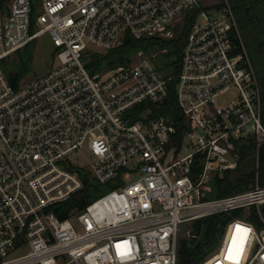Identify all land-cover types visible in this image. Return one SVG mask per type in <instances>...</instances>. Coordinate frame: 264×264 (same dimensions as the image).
<instances>
[{
    "label": "built area",
    "instance_id": "1",
    "mask_svg": "<svg viewBox=\"0 0 264 264\" xmlns=\"http://www.w3.org/2000/svg\"><path fill=\"white\" fill-rule=\"evenodd\" d=\"M186 16L176 74L158 67L157 50L94 73L84 65L88 50L127 33L171 36ZM41 32L54 45L49 70L14 86L0 65V264H176L183 222L252 205L263 226L231 217L218 250L197 264H264L257 170L248 188L204 197L214 173L236 166L238 138L255 139L256 167L264 142L260 83L227 0L214 12L202 0H10L0 9V59ZM172 77L179 139L164 116L137 108L161 100ZM185 138L191 149L179 155ZM83 143L92 159L74 162ZM77 166L119 184L60 218L54 207L82 186Z\"/></svg>",
    "mask_w": 264,
    "mask_h": 264
},
{
    "label": "trees",
    "instance_id": "2",
    "mask_svg": "<svg viewBox=\"0 0 264 264\" xmlns=\"http://www.w3.org/2000/svg\"><path fill=\"white\" fill-rule=\"evenodd\" d=\"M236 20L239 33L243 39L250 61L261 87V120L264 124V0H227ZM9 0H0V9L6 11ZM224 4V2L222 3ZM192 16H186L175 24L171 36L146 35L135 38L127 33L123 41L105 51L88 50L83 56L84 65L89 72L107 70L132 59L134 53L143 49L146 52L158 50L156 61L158 67L167 74H176L181 67V54L187 39ZM32 40L13 51L15 57L9 62L0 59L9 82L18 86L23 78L25 68L32 58ZM176 77L168 82L167 93L155 102H142L137 108L149 107L155 115H162L172 122L177 129L176 138L181 136L183 113L176 95ZM238 160L236 166L226 169L223 173H214L206 185L204 197H216L237 192L251 186L255 181L257 170L258 181L264 184V142L259 146L258 166H255V139L241 137L236 140ZM200 163L195 159L192 164L193 174L200 170ZM76 170L82 186L71 195L59 202L54 210L58 217L69 215L72 208H82L98 193L117 186L118 181L98 182L84 167ZM261 213L264 205L260 206ZM233 216H241L252 221L256 227H262L263 221L257 208L252 205L248 209L235 207L229 211H219L194 218L189 221L190 234L178 238L176 264H197L218 244L226 222Z\"/></svg>",
    "mask_w": 264,
    "mask_h": 264
},
{
    "label": "rangeland",
    "instance_id": "3",
    "mask_svg": "<svg viewBox=\"0 0 264 264\" xmlns=\"http://www.w3.org/2000/svg\"><path fill=\"white\" fill-rule=\"evenodd\" d=\"M202 2H203V4H205V6H207L211 10V12H214L217 9V7L220 6L224 2V0H202ZM175 24L173 25V28H174ZM53 49H54L53 42H52V40H51V38L47 32L39 33L32 40V44H31L32 58H31V61L29 62V64L27 65V67L25 68L24 75H23L21 82H24V81H26V80L34 77V76L43 74L44 72L49 70V68L52 65L56 64V58H54L53 54H52ZM157 52H159V51L157 50ZM14 57H15L14 53L11 52L10 54H8L6 56L5 62L9 63ZM136 57H137V54L134 53L132 58L135 59ZM190 149H191L190 140H189V138H185L183 146L181 147V149L179 151V155H182V154L188 152ZM173 152H174V148H171L168 151V157H172ZM70 157L74 162L86 163L92 159V154H90L87 144L83 143L81 148L74 150L73 152L70 153ZM133 178H135V175H131L129 177V180H132ZM107 190H109V189H107ZM107 190H104V191L98 193L96 196H94V198L103 194ZM262 205H264V204H262ZM262 215L264 217V211L262 212ZM72 221H73L75 227L78 228V230H80V226H79V223H78L76 217H74L72 219ZM188 230H190L189 222H183L180 225V228L178 230V238L183 237V236L187 237L189 235L187 232ZM220 240H221V238H220ZM219 245H220V241L208 253V255H211L213 252L217 251ZM208 255H206V256H208Z\"/></svg>",
    "mask_w": 264,
    "mask_h": 264
},
{
    "label": "snow or ice",
    "instance_id": "4",
    "mask_svg": "<svg viewBox=\"0 0 264 264\" xmlns=\"http://www.w3.org/2000/svg\"><path fill=\"white\" fill-rule=\"evenodd\" d=\"M237 231H247V230L241 229L239 226H237ZM233 243H235V239L233 240ZM229 254H231V247L229 248Z\"/></svg>",
    "mask_w": 264,
    "mask_h": 264
}]
</instances>
